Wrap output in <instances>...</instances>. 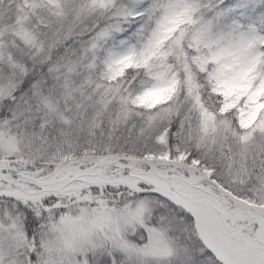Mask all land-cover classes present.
Returning <instances> with one entry per match:
<instances>
[{
  "label": "snow or ice",
  "instance_id": "1",
  "mask_svg": "<svg viewBox=\"0 0 264 264\" xmlns=\"http://www.w3.org/2000/svg\"><path fill=\"white\" fill-rule=\"evenodd\" d=\"M0 264H264V0H0Z\"/></svg>",
  "mask_w": 264,
  "mask_h": 264
}]
</instances>
